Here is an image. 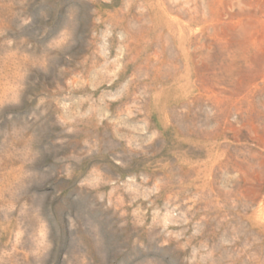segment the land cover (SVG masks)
<instances>
[{
	"label": "rangeland",
	"instance_id": "374dc122",
	"mask_svg": "<svg viewBox=\"0 0 264 264\" xmlns=\"http://www.w3.org/2000/svg\"><path fill=\"white\" fill-rule=\"evenodd\" d=\"M0 264H264V0H0Z\"/></svg>",
	"mask_w": 264,
	"mask_h": 264
}]
</instances>
